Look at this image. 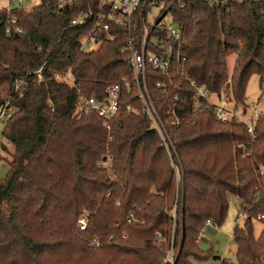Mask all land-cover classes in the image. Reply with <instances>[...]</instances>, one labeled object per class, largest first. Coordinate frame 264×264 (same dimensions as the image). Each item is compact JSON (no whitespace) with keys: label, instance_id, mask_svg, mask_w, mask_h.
Listing matches in <instances>:
<instances>
[{"label":"trees","instance_id":"obj_1","mask_svg":"<svg viewBox=\"0 0 264 264\" xmlns=\"http://www.w3.org/2000/svg\"><path fill=\"white\" fill-rule=\"evenodd\" d=\"M216 1L182 0L171 9L183 43L165 73L145 69L159 131L119 53L126 27H112L116 39L96 50L79 51L89 27L70 21L97 0L55 14V0L16 10L19 36L5 33L0 13V106L13 111L2 131L12 151L0 180V264H170V248L173 264L206 261L200 231L206 221L221 226L233 201L244 218L232 233L235 262L221 264H264V113L252 140L243 123L218 120L208 100L224 94L234 111L249 113V79L257 75L264 86V0ZM68 72L73 87L62 80ZM191 82L209 96H197ZM112 85L117 115L107 130L76 105L80 97L103 99ZM106 157L112 162L99 166ZM254 221L262 224L257 237Z\"/></svg>","mask_w":264,"mask_h":264},{"label":"built area","instance_id":"obj_2","mask_svg":"<svg viewBox=\"0 0 264 264\" xmlns=\"http://www.w3.org/2000/svg\"><path fill=\"white\" fill-rule=\"evenodd\" d=\"M182 0H97V4L89 7L87 11L80 12L74 17L70 24L74 27H89L87 32L81 39L79 51L88 53L96 50L103 41H113L116 39V32H113L112 27H126V44L119 50V53L124 56V63L131 70L134 77V84L138 91V98L143 107L144 113L152 121L153 125L159 131L158 118L155 108L151 102L145 82V69L147 66L154 70L165 73L170 68V60L173 52V47L182 45V29L173 21V13L171 9L178 5L182 6ZM206 2L209 6L219 4L216 0H199ZM239 3L244 0H237ZM260 1V0H252ZM78 0H55L54 11L71 10L75 7ZM25 0H0V13L7 14V25L5 33L14 36L25 34L23 28L17 24V20L13 15L16 10L24 9ZM41 4V0H40ZM39 4V5H40ZM220 4H225L222 2ZM25 10V9H24ZM114 28V29H115ZM62 80L69 86H74V79L71 72L66 73ZM127 87L129 85L124 81ZM190 85L195 88L196 95L207 98L209 93L198 87H195L194 82ZM158 87L160 84L157 85ZM117 85L107 86L104 90L105 97L101 100L90 97L88 99L80 97L77 102V110L84 113L94 112L100 118L104 119V125L109 130V120L117 115ZM218 103L213 105L215 116L222 122L237 121L245 125L246 132L253 140L254 124L261 114L256 111L245 113L244 119L242 115L234 111V103L229 100L224 94L214 96ZM127 112L132 111L130 105L125 106ZM50 111H53L50 106ZM13 111L8 108V103L0 106V124L6 123L11 117ZM112 159L106 157L99 166H108ZM259 174L264 177V164L259 167ZM244 218L243 212L240 211L236 221H242ZM263 216H258L257 220ZM132 226V224H131ZM77 227L80 231H84L87 227V216L82 213L77 220ZM215 226L211 221H206L200 231L199 238L208 229H213ZM126 238V236H122ZM198 238V239H199ZM158 242L160 243L161 236L157 234ZM92 245L99 246L97 238L93 239ZM165 261L173 264V250L167 253Z\"/></svg>","mask_w":264,"mask_h":264},{"label":"rangeland","instance_id":"obj_3","mask_svg":"<svg viewBox=\"0 0 264 264\" xmlns=\"http://www.w3.org/2000/svg\"><path fill=\"white\" fill-rule=\"evenodd\" d=\"M39 4L40 0H25L24 9L29 11L31 8L36 7ZM234 60V55L228 56L227 63L229 71H231L234 65ZM245 98L246 103L249 105V113L255 111L258 114L264 113V86H259V78L257 75H253L249 79ZM208 100L213 104L218 103V100L214 95H210ZM244 119L247 118L244 117ZM3 126V124H0V180L5 177L8 171L7 161L10 159L9 154L12 151L11 144L5 140L2 135ZM240 211L241 208L238 203L233 204L230 202L223 224L219 227L213 228L216 231L215 234H210L208 231H205L198 240L199 249L204 253H210V258L206 261H194V264H221L222 261L235 262L236 245L233 241L232 233L236 225H241L242 221H236ZM261 229V222L254 221L253 233L255 237L259 235Z\"/></svg>","mask_w":264,"mask_h":264},{"label":"water","instance_id":"obj_4","mask_svg":"<svg viewBox=\"0 0 264 264\" xmlns=\"http://www.w3.org/2000/svg\"><path fill=\"white\" fill-rule=\"evenodd\" d=\"M56 13V11H53V14H55ZM226 87L228 88L229 87V84L227 83L226 84ZM234 202V204H235V201H233ZM210 234H215V229H208L207 230ZM202 240V239H201Z\"/></svg>","mask_w":264,"mask_h":264},{"label":"crops","instance_id":"obj_5","mask_svg":"<svg viewBox=\"0 0 264 264\" xmlns=\"http://www.w3.org/2000/svg\"><path fill=\"white\" fill-rule=\"evenodd\" d=\"M234 204V202H232ZM235 204H237V202H235Z\"/></svg>","mask_w":264,"mask_h":264}]
</instances>
